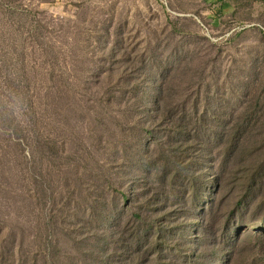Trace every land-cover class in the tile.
Segmentation results:
<instances>
[{
  "label": "rangeland",
  "instance_id": "obj_1",
  "mask_svg": "<svg viewBox=\"0 0 264 264\" xmlns=\"http://www.w3.org/2000/svg\"><path fill=\"white\" fill-rule=\"evenodd\" d=\"M0 264H264V0H0Z\"/></svg>",
  "mask_w": 264,
  "mask_h": 264
},
{
  "label": "trees",
  "instance_id": "obj_2",
  "mask_svg": "<svg viewBox=\"0 0 264 264\" xmlns=\"http://www.w3.org/2000/svg\"><path fill=\"white\" fill-rule=\"evenodd\" d=\"M165 99H166V97H165V95H164V97H162V102H164ZM156 107H157L158 109H161V108H162V106H161L160 103H156Z\"/></svg>",
  "mask_w": 264,
  "mask_h": 264
}]
</instances>
